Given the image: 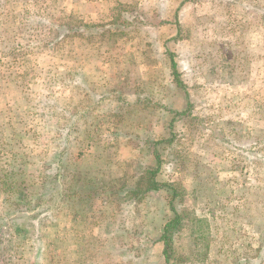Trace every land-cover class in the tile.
Here are the masks:
<instances>
[{"label": "rangeland", "instance_id": "rangeland-1", "mask_svg": "<svg viewBox=\"0 0 264 264\" xmlns=\"http://www.w3.org/2000/svg\"><path fill=\"white\" fill-rule=\"evenodd\" d=\"M154 149L175 187L137 202ZM60 152L50 236L23 252L2 226L0 264H163L172 196L175 264H264V0H0V174Z\"/></svg>", "mask_w": 264, "mask_h": 264}, {"label": "trees", "instance_id": "trees-1", "mask_svg": "<svg viewBox=\"0 0 264 264\" xmlns=\"http://www.w3.org/2000/svg\"><path fill=\"white\" fill-rule=\"evenodd\" d=\"M175 62L172 61V76L176 82V86L182 88V81L176 72ZM182 112L181 115H184ZM171 124L168 125V132L170 137H167L160 143H170L173 140ZM154 156L157 161L156 168L144 169L139 171L135 176H133L134 186L130 187L126 192L128 195L134 196L133 200L137 202L142 201L143 196L148 192L156 190H169L175 187L174 183L160 182L157 180V175L160 172L161 164L163 163L162 155L160 149H154ZM58 154V155H57ZM66 153L60 152L51 158V160H44V155L35 154L29 155L27 153L15 154V158L19 159V166L15 172L9 171L0 174V190L4 193L2 197V202L4 203L3 213L0 216V228L2 226H8L14 231V237L18 238L16 240L17 247L25 252L26 248L30 249L32 247V240L43 239L49 237V233L46 231L40 233L38 237L39 227H52L54 222L51 220V216L55 215V212L60 208L58 201L62 197V192L56 190L58 186L59 179L66 176V165L64 163ZM29 166H31L29 168ZM184 167V164H179L178 168ZM53 170V172H51ZM42 178L44 181L41 182L39 193H35L33 187L35 182L28 183L26 176ZM91 175V174H90ZM73 178L80 179L79 175H73ZM92 176V175H91ZM48 181V182H47ZM166 184V185H165ZM121 187L115 185L108 186L109 194L112 198L115 194H118ZM97 191V190H96ZM95 191V192H96ZM78 191L72 187L69 194L64 195V199L73 198ZM33 197L37 202L33 203ZM51 201L48 204H44L45 201ZM183 201V199H181ZM169 209L173 212V217H171L167 222H165L159 230L158 240L163 242V264H175V262L180 261V256L177 255L176 249L174 247V237L181 228L185 220L187 219V213L190 212L184 209H177L175 204H173V196L168 200ZM44 204V205H43ZM76 208V207H75ZM48 213H50L48 215ZM78 211L71 212V217L76 218ZM193 214V215H192ZM80 215L87 217L82 208ZM191 219L195 223L203 222L204 219H200L196 214L191 212ZM195 215V216H194ZM56 216V215H55ZM38 227V228H37ZM93 236H89L91 239ZM88 238V239H89ZM23 240L20 242V240ZM31 239L30 243L29 240ZM13 243V242H12ZM14 247V245H12ZM8 248H5V254ZM4 252V249H3ZM3 253H1L2 255Z\"/></svg>", "mask_w": 264, "mask_h": 264}]
</instances>
